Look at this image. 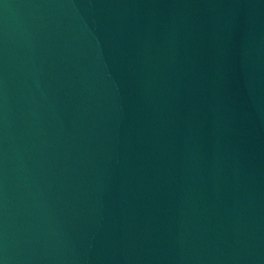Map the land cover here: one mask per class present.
Instances as JSON below:
<instances>
[{
	"label": "water",
	"instance_id": "95a60500",
	"mask_svg": "<svg viewBox=\"0 0 264 264\" xmlns=\"http://www.w3.org/2000/svg\"><path fill=\"white\" fill-rule=\"evenodd\" d=\"M0 264H264V0H0Z\"/></svg>",
	"mask_w": 264,
	"mask_h": 264
}]
</instances>
